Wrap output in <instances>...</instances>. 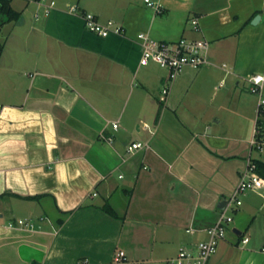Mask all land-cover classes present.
Instances as JSON below:
<instances>
[{"label": "crops", "instance_id": "crops-1", "mask_svg": "<svg viewBox=\"0 0 264 264\" xmlns=\"http://www.w3.org/2000/svg\"><path fill=\"white\" fill-rule=\"evenodd\" d=\"M154 1L161 12L145 0H55L44 14L12 0L21 15L0 29V264H109L119 249L114 264H168L222 212L233 219L207 264H264V184L218 207L249 155L264 162L245 79L264 70V0ZM73 4L123 32L90 31ZM139 32L205 38L209 62L186 66L161 102L169 71L140 62ZM133 140L150 147L130 152ZM19 218L34 227L8 226Z\"/></svg>", "mask_w": 264, "mask_h": 264}, {"label": "built area", "instance_id": "built-area-1", "mask_svg": "<svg viewBox=\"0 0 264 264\" xmlns=\"http://www.w3.org/2000/svg\"><path fill=\"white\" fill-rule=\"evenodd\" d=\"M39 3L45 5L44 14H49L51 9L55 7V0H37ZM146 3L152 7L156 12L162 11V4L160 1L145 0ZM69 11L73 13H80L85 26L90 31H93L101 36H107L110 33H122L123 27L117 24L114 20L108 19L106 21L100 20L97 15L90 11L80 10L77 4L69 6ZM36 17L40 16L37 11ZM195 29H199V21L197 17L190 19ZM141 46V59L142 64H146L149 61H155L161 67L167 68L169 71L168 83H166L161 90L159 99L161 102H165L169 93V82L172 81L180 71L186 66L199 68L209 62L208 50L210 41L205 38H188L185 36L179 37L175 40H159L152 37L148 32H139L137 35ZM249 82L250 90L259 95V107L258 115L255 122L253 138L251 145L258 149H263L264 140L259 138V134L264 128V119L260 118V114L264 109V70L252 73L245 77ZM119 125L118 121H113L112 126L117 128ZM145 128L150 129V125L145 123ZM149 141L133 140L127 145V150L135 152L139 149L149 148ZM264 184V178L257 170L254 159L249 155L247 163L243 169L240 178L227 198L226 205H240L242 204V196L250 189H256ZM232 215L226 214L225 212L220 213L217 220L207 227L208 237L200 240L196 247H181L178 253L169 259L168 264H207L210 256L216 251L219 241L225 237L227 224L232 221ZM9 227H26L32 229L34 223L19 218L17 222H10ZM249 237L243 238V242H247ZM264 250V249H263ZM125 259V251L122 249L117 250L111 262L114 264L123 262Z\"/></svg>", "mask_w": 264, "mask_h": 264}, {"label": "trees", "instance_id": "trees-1", "mask_svg": "<svg viewBox=\"0 0 264 264\" xmlns=\"http://www.w3.org/2000/svg\"><path fill=\"white\" fill-rule=\"evenodd\" d=\"M21 11L16 10L12 6V0H0V29L9 21L16 20L20 17ZM4 48V42L0 40V57ZM258 172L264 176V162L258 159H254Z\"/></svg>", "mask_w": 264, "mask_h": 264}, {"label": "water", "instance_id": "water-1", "mask_svg": "<svg viewBox=\"0 0 264 264\" xmlns=\"http://www.w3.org/2000/svg\"><path fill=\"white\" fill-rule=\"evenodd\" d=\"M226 203H227V199H224L218 204V207L221 209H224L226 206ZM219 216H220V214L217 215V217H219Z\"/></svg>", "mask_w": 264, "mask_h": 264}, {"label": "rangeland", "instance_id": "rangeland-1", "mask_svg": "<svg viewBox=\"0 0 264 264\" xmlns=\"http://www.w3.org/2000/svg\"><path fill=\"white\" fill-rule=\"evenodd\" d=\"M1 38V37H0Z\"/></svg>", "mask_w": 264, "mask_h": 264}]
</instances>
